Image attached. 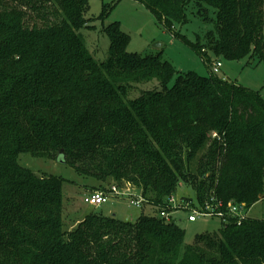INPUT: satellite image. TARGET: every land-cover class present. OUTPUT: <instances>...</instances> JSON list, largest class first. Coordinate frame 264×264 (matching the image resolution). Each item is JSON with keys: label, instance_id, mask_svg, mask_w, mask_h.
Returning <instances> with one entry per match:
<instances>
[{"label": "trees", "instance_id": "obj_1", "mask_svg": "<svg viewBox=\"0 0 264 264\" xmlns=\"http://www.w3.org/2000/svg\"><path fill=\"white\" fill-rule=\"evenodd\" d=\"M135 1L173 37L190 5L210 21L202 45L186 41L205 64L208 52L264 64V0ZM89 10L90 0H0V264H264V219L230 220L184 245L177 223L159 215L177 185L196 178L200 207L264 199L260 92L180 73L161 53H129L117 22L103 27L108 58L97 62L78 33L93 28ZM21 154H60L84 181H127L152 215H86L67 230L63 178L33 173Z\"/></svg>", "mask_w": 264, "mask_h": 264}, {"label": "rangeland", "instance_id": "obj_2", "mask_svg": "<svg viewBox=\"0 0 264 264\" xmlns=\"http://www.w3.org/2000/svg\"><path fill=\"white\" fill-rule=\"evenodd\" d=\"M108 10V15L103 23L97 18L102 13V9ZM211 13V12H210ZM187 21L184 24H174L173 37L166 32L162 25L157 21L155 15L143 4L135 0H90L89 16L92 17L89 26L90 29H80V33L85 41L87 49L97 62H103L108 58L109 40L103 33V27L117 22L123 32L129 37L127 46L129 53H134L142 57L155 56L161 53V58L169 61L180 73L193 72L201 77H208L211 74L212 65L216 62L221 64L216 78L225 79L238 86L259 91L264 100V64L253 58L252 63L248 59L239 61L227 60L221 57H215L206 49L208 63L205 64L202 57L195 49L188 45V42L203 44L205 34L212 29L213 25L208 20H203L197 15L196 10L190 5L186 9ZM94 18V19H93ZM262 35L264 37V23ZM155 44H159L156 47ZM172 83V82H171ZM158 84L153 81L146 84H140L130 90L129 98H134L140 90L153 89ZM217 134L212 132L211 139L216 138ZM19 164L32 170L33 173L44 176L53 175L63 178V221L67 230L73 229L78 222L85 216L96 214L103 218L115 217L119 221H129L134 223L141 215H152L154 210L150 204H142L140 208L131 206L128 199L111 198L110 202L95 208L86 206L83 203L85 195L95 192H108L110 186L119 184V188L129 196L140 194L137 187L131 183L122 180L121 182L105 178L95 180L78 175L72 167L57 162V155L53 154L50 158H38L28 154L19 156ZM208 173H204L207 179ZM190 179L187 183L180 182L177 185L174 197L178 200L188 201L199 207L197 203V190L200 185V178H196L193 183ZM192 182V183H191ZM116 186V185H115ZM208 183H204L203 189L211 192L207 188ZM196 208V207H195ZM188 211L181 209L171 215L173 220L184 234V245L193 243L196 235L202 233H213L222 227L223 222L216 217H199L196 222H188ZM248 217L253 219H264V199L249 209Z\"/></svg>", "mask_w": 264, "mask_h": 264}, {"label": "built area", "instance_id": "obj_3", "mask_svg": "<svg viewBox=\"0 0 264 264\" xmlns=\"http://www.w3.org/2000/svg\"><path fill=\"white\" fill-rule=\"evenodd\" d=\"M221 67L219 62L212 65L211 72L216 74ZM111 198L115 199H128V203L131 206L140 208L142 204L147 203V201L140 195H127L118 186L112 185L108 189V192L95 191L84 196L83 203L89 207L98 208L108 202ZM196 207V208H195ZM167 210L163 209L159 212L160 217L164 218L166 221H171V215L181 209L188 211L187 221L192 223L196 222L199 217H216L219 218L223 224L228 223L233 220L238 225L248 218L249 209L245 207L244 204H235L233 202H228L225 206L221 201L211 199L210 202L206 203L204 207H197L191 199L188 201L177 200L174 196L168 199Z\"/></svg>", "mask_w": 264, "mask_h": 264}, {"label": "water", "instance_id": "obj_4", "mask_svg": "<svg viewBox=\"0 0 264 264\" xmlns=\"http://www.w3.org/2000/svg\"><path fill=\"white\" fill-rule=\"evenodd\" d=\"M156 47H159L160 45L159 44H155ZM57 162L61 163V164H64V160H63V156L62 155H58L57 156Z\"/></svg>", "mask_w": 264, "mask_h": 264}]
</instances>
